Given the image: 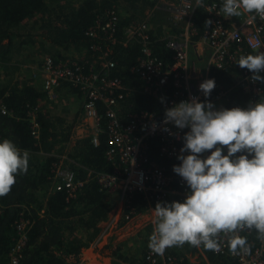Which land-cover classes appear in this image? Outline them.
I'll list each match as a JSON object with an SVG mask.
<instances>
[{"label": "trees", "instance_id": "obj_1", "mask_svg": "<svg viewBox=\"0 0 264 264\" xmlns=\"http://www.w3.org/2000/svg\"><path fill=\"white\" fill-rule=\"evenodd\" d=\"M115 1L118 4L123 0H0V140L10 139L19 149L29 153L27 173L17 176L9 194L0 197V264L6 261L17 237L16 222L20 217L29 221L20 264H77L83 250L96 239L99 231L97 224L108 216L112 201L108 191L100 190L94 180H86L84 169L102 172L113 169L112 162L105 157L106 134L100 135L98 145H94L90 138H80L75 140L72 149L66 147L73 126L49 111L54 105L47 100L41 85L40 65L36 68L30 65L23 67L21 60H16L15 52L35 42L34 37L38 35L44 37V43L39 47L44 50L49 48L46 53L55 48L52 57H68L86 65L95 61L99 53L90 48L92 44H99L103 48L109 46V57L116 62L112 75L120 77L126 86L132 88L120 103L121 118L126 121L129 113L142 110L164 115L158 99L135 91L141 86V81L130 73V69L140 55V44L137 41L124 43L126 27L145 20L146 11L154 6L155 0H125V11L114 7ZM111 10H115L118 17L113 35L115 42L111 43L101 33L97 37L89 36L86 32L97 25H104ZM158 15L156 13L149 18L150 23L154 19L159 20L153 26L154 30H150L152 50L159 60L170 64L172 50L162 37L166 31L177 33L180 29L170 22L167 24L168 21ZM27 21L33 22V25L30 31L22 33L23 24ZM206 21L205 11L197 8L192 22L200 33L206 27ZM34 77L41 83H33ZM211 79L215 80L216 85L212 90L213 95L230 89L225 101L228 109L234 105L241 108L251 105L249 95L243 93L229 76L214 72ZM64 84L81 95L76 88L67 83L62 86ZM2 105L7 109L5 114L1 112ZM98 110H104L101 103ZM33 117L38 124L35 134L31 123ZM43 151L46 156L39 159L36 154ZM150 153L152 158L168 169L173 167L174 160L161 158L155 146ZM62 154L70 159L68 163L76 173V179L82 181L72 196L64 191H54L50 186L52 163ZM172 198L180 201L178 196ZM140 202L143 209L148 207L141 194H135L131 199L136 212H139ZM201 246L212 264H235L234 257L215 255ZM186 249L191 251L194 247L188 246ZM183 253L172 250L169 255L176 259L177 264H188Z\"/></svg>", "mask_w": 264, "mask_h": 264}, {"label": "built area", "instance_id": "obj_2", "mask_svg": "<svg viewBox=\"0 0 264 264\" xmlns=\"http://www.w3.org/2000/svg\"><path fill=\"white\" fill-rule=\"evenodd\" d=\"M200 7L205 11L207 21H211L201 33L192 22L195 10ZM221 8L220 1L204 0L203 6H198L196 0H155L154 6L146 11L145 20L128 25L124 43L137 41L140 44V55L130 69V73L141 81V86L135 91L155 97L165 110L166 107L189 100L193 96L204 101L199 84L211 79L212 73L222 72L239 85L243 93L249 95L251 105L264 102V81H253L252 73L237 65L241 56L264 52V15H256L255 20H252L250 14L241 10L240 16L228 21ZM157 12H164L167 15L166 23L170 22L180 29L177 33L166 31L162 37L166 46L172 50L170 64L159 60L152 50L150 30H154V25L152 21L149 22V18ZM108 15V21L104 25L90 28L86 33L91 37H97L101 33L114 43L113 35L118 17L115 10L109 11ZM257 42L260 43L259 49L256 48ZM90 48L99 53L95 61L87 62L86 65L68 57L56 59L44 56L41 63L42 84L50 103L57 100L58 88L63 83L81 93L82 115L76 126L84 128L85 133L78 138H90L94 145H98L100 135L106 134L105 157L114 167L109 172L84 168L86 180H94L100 190L120 194L124 209L122 223L125 224L138 214L131 204L135 194H141L147 208H154L158 202L162 203L173 195L185 198L188 191L186 183L172 171V167L168 169L152 158L150 150L155 146L161 158L174 160V165H178L180 162L177 156L183 144L182 137L188 129L178 130L168 125L173 133L170 135L161 130L163 116L146 110L131 112L124 121L120 115V103L132 88L126 86L120 77L112 75L116 62L109 57V46L103 48L94 43ZM98 62L99 65L96 66ZM260 75L264 76V72ZM229 92L230 89L221 90L216 95L211 92L207 99L217 109L224 108L223 103ZM161 97L165 98L164 104L160 102ZM100 103L104 107L102 112L98 110ZM1 112L7 113L3 105ZM154 122L157 127L153 131L151 125ZM31 123L35 134L38 124L34 117ZM207 154L209 153L204 155ZM68 162L71 161L64 154L52 163L50 186L54 191H64L72 196L82 181L76 179V173ZM28 224L29 221L23 217L16 222L17 237L4 264H20ZM123 224L120 225V220H116L114 230L120 229ZM107 232L108 228L102 229L100 238ZM236 236L246 239L247 250L238 248L234 254L229 249V243ZM98 237L93 244L100 242ZM216 241L221 250L213 252L215 255L234 257L235 264H264V235L255 228L220 232L216 235ZM77 264H88V261L82 256ZM142 264H177V261L168 254H156L148 247Z\"/></svg>", "mask_w": 264, "mask_h": 264}, {"label": "clouds", "instance_id": "obj_3", "mask_svg": "<svg viewBox=\"0 0 264 264\" xmlns=\"http://www.w3.org/2000/svg\"><path fill=\"white\" fill-rule=\"evenodd\" d=\"M196 3L203 6L204 0ZM241 10L255 20L256 15H264V0H223L225 17L240 16ZM256 48H260L259 42ZM237 65L252 73L253 81H264L260 75L264 72V52L241 56ZM215 86L214 79H207L198 86L204 101L193 96L164 110L162 131L172 135L168 125L188 129L177 156L180 163L172 167L188 191L182 202L155 205L156 227L149 248L156 254L163 255L167 248L185 243L219 252L220 245L214 239L218 233L245 227L264 235V102L217 109L207 99ZM160 102L164 104L165 98ZM156 127L154 122L151 129ZM28 167L26 150L10 139L0 140V197L9 194L17 176L27 173ZM246 244L244 237L236 236L229 249L234 254L238 248L246 251Z\"/></svg>", "mask_w": 264, "mask_h": 264}, {"label": "crops", "instance_id": "obj_4", "mask_svg": "<svg viewBox=\"0 0 264 264\" xmlns=\"http://www.w3.org/2000/svg\"><path fill=\"white\" fill-rule=\"evenodd\" d=\"M124 1V2H123ZM121 1V3L117 4V1L114 2V7H118L120 11H125L127 7V3L125 0ZM222 1L223 0H218ZM225 16V15H224ZM228 21L232 19H236L237 17H225ZM159 20L154 19L152 21L155 26ZM33 22L27 21L25 23L24 29L25 31H30ZM35 42L30 43V45H41L44 43V37H38L36 35L34 37ZM66 56V55H65ZM35 84L41 83L39 80L34 77ZM42 85V83H41ZM82 101L83 97L76 90L70 89L67 85H63L59 87L58 90V98L52 104L53 107H50L49 111L52 114H56L57 116L63 117L67 123H71L72 131L70 136V142L66 147L71 148L75 145V140L80 139L78 137H83L85 133L84 128H80V126H76L79 122L80 116L82 115ZM223 107H226L225 102L223 103ZM78 135V136H77ZM67 150V149H65ZM39 159H43V152H38L36 154ZM48 155V154H47ZM58 155V154H57ZM64 155V154H62ZM174 165L175 162L173 161ZM171 166V164H170ZM169 166V167H170ZM45 192V191H44ZM110 197H112V201L110 202L111 209L108 213V216L98 222L97 227L99 229L98 235H101V231L104 228H108V232L106 235L100 238V242L97 244H90L87 248L83 250V255L85 256L88 264H142L143 255L146 249L149 247V238L153 234L156 227V217L154 208H146L143 209V204L139 206L138 214L129 222L123 224L122 214L124 212L122 200L120 198V194L117 192L109 193ZM176 195L170 196L167 202H172ZM172 198V199H171ZM180 202L183 199H180ZM120 220V225L123 224V227L120 229L114 230V225L116 220ZM122 223V224H121ZM96 237V238H97ZM188 246H191L188 244ZM187 243L183 246H173L167 248L164 254H168L173 251H183L184 256L189 261L188 264H212L205 252L202 250V246L194 247L193 250L188 251ZM193 247V246H191ZM190 249V248H189Z\"/></svg>", "mask_w": 264, "mask_h": 264}, {"label": "rangeland", "instance_id": "obj_5", "mask_svg": "<svg viewBox=\"0 0 264 264\" xmlns=\"http://www.w3.org/2000/svg\"><path fill=\"white\" fill-rule=\"evenodd\" d=\"M159 15L158 17L162 19H166L167 15L164 12H157ZM46 42V41H45ZM49 46V45H48ZM46 50H49V48H46L44 50V48L42 49V47L40 48L39 45H28L26 48L21 49L17 52L14 53L16 60H21L20 63H22L24 66L23 67H28L29 65L31 67L36 68L37 66L40 65V71H41V63L44 59V56H51L53 51V49H51L50 52L46 53ZM55 53V52H54ZM69 55V54H67ZM29 60V61H28ZM33 73V71H31ZM41 75V72H40Z\"/></svg>", "mask_w": 264, "mask_h": 264}]
</instances>
